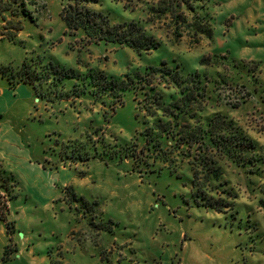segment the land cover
<instances>
[{
  "label": "rangeland",
  "instance_id": "374dc122",
  "mask_svg": "<svg viewBox=\"0 0 264 264\" xmlns=\"http://www.w3.org/2000/svg\"><path fill=\"white\" fill-rule=\"evenodd\" d=\"M98 1L94 8L115 22H141L158 48L139 55L127 46L89 43L83 32L66 28L62 12L71 0H19L16 8L32 19L6 13V29L0 17V33L17 37L0 34V92L6 88L0 94V177L13 173L20 182L16 188L9 180L7 191L0 184L18 248L2 261L9 238L0 221L6 232L0 264H37L21 256L25 244L36 255L46 253L49 264H264V0H190L189 21L200 15L210 35L183 29L182 38L170 19L150 21L160 0ZM25 62L41 73L54 63L82 74L99 71L108 80L161 65L184 75L206 73L213 93L207 110L225 115L255 144L257 163L243 168L224 160L221 182L230 195H218L231 207L198 208L186 165L177 174L163 162L150 167L126 158V147L134 140L145 145L143 134L154 123L144 108L148 88L128 91L119 105L112 96L44 99L31 85L13 91L3 77L2 69L17 71ZM161 80L152 81L159 90L167 86ZM30 161L52 177H38Z\"/></svg>",
  "mask_w": 264,
  "mask_h": 264
},
{
  "label": "trees",
  "instance_id": "16d2710c",
  "mask_svg": "<svg viewBox=\"0 0 264 264\" xmlns=\"http://www.w3.org/2000/svg\"><path fill=\"white\" fill-rule=\"evenodd\" d=\"M18 3L19 0L0 1V17L6 22L5 29L11 23L6 13L16 17L23 14L32 19L27 10L16 8ZM94 5L101 4L98 0H71L67 3L62 12L67 30L83 32L90 38L89 43L105 42L127 46L139 55L151 53L158 48V42L141 22H115L109 15L94 8ZM185 8L190 12L195 11L190 0H160L150 9V21L170 19L173 24L172 31L178 38L184 36L183 29L195 36L210 35L204 19L195 14L193 22H190ZM20 26L21 24L15 29L21 31ZM1 35L8 36L5 33ZM8 39L14 41L17 37L8 36ZM47 70L41 73L25 62L17 71L13 68L2 69V75L8 80L12 90L21 84L31 85L41 98L58 95L66 101L72 94L75 97L112 96L116 105H119L128 91L137 92L148 88L149 90L144 91L148 100L144 103V108L147 115L154 119V123L143 134L146 144L141 146L140 140H134L126 147V158L150 167H154L157 162H163L170 167L175 166L174 171L177 174L186 165L191 177V199L198 208L222 212L231 207L230 203L218 195V191L230 195L226 185L221 182L224 176V160H231L233 164L243 168L257 163L254 158L255 144L225 115L207 110V100L213 93L206 73L184 75L179 70L161 65L148 68L146 72H136L124 80H108L99 71L82 74L54 63H50ZM157 78L167 84L164 89L159 90L156 84H152ZM73 80L80 81V84L77 83L73 89L67 90L66 85ZM49 88H57V91H48ZM174 90L178 92L172 94ZM239 105L236 103L234 107ZM153 169L152 173L157 172L156 168ZM9 180H13L16 188L20 187L19 180L11 173L8 180L0 177L1 187L6 191L10 189ZM9 216L8 204L0 197V221L6 226L9 238V245L2 257L3 262L10 261L11 256L18 252L14 244L15 223ZM12 245L15 246L13 252L10 249Z\"/></svg>",
  "mask_w": 264,
  "mask_h": 264
},
{
  "label": "crops",
  "instance_id": "0c3cea01",
  "mask_svg": "<svg viewBox=\"0 0 264 264\" xmlns=\"http://www.w3.org/2000/svg\"><path fill=\"white\" fill-rule=\"evenodd\" d=\"M10 91H12V90H10ZM13 91H16V92H22L23 90L22 89H20V88H18V89H16V90H13ZM3 92L6 94V88L2 91V92H0V94H3ZM28 94H26V96H27ZM0 158H3L2 157V153H1V148H0ZM4 159V158H3ZM29 164H31L33 167H34V169L35 170H33L35 173H37L38 175V177H46L47 179H49V178H51L52 177V174H49V170H45L42 166H40V165H38V164H36V163H33V162H29ZM11 165H12V163H11ZM9 166V165H8ZM9 168H10V170H12V171H14L17 175H19L21 178H22V180L24 181V179H23V175L16 169V168H12L11 166H9ZM2 224L0 223V235H2V236H5L6 237V232H5V229H4V227H2L1 226ZM7 241H6V239H5V242H2V244L1 245H3V246H5L7 243H6ZM20 245V244H19ZM20 247V254H21V256L23 257V258H25V257H27L28 258V262H32V260L33 261H35V263H37V264H49L50 262V258H49V256L45 253H42V254H38V255H36L35 253H34V250H32V248H30L29 250H28V244H25L24 245V251H22V245L21 246H19ZM3 250H4V248L3 249H1L0 250V254L3 252Z\"/></svg>",
  "mask_w": 264,
  "mask_h": 264
}]
</instances>
